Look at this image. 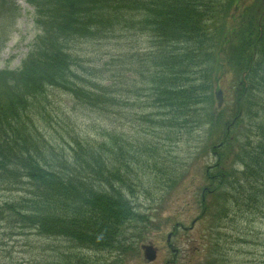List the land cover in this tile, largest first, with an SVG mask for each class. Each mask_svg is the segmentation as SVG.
<instances>
[{
	"label": "trees",
	"instance_id": "1",
	"mask_svg": "<svg viewBox=\"0 0 264 264\" xmlns=\"http://www.w3.org/2000/svg\"><path fill=\"white\" fill-rule=\"evenodd\" d=\"M211 1L26 0L41 30L20 68L0 71V180L20 196L5 203L0 215L13 227L28 229L30 235L66 242L67 251L58 247V257L44 262L37 257L35 264H82L78 250L119 252L142 237L136 230L148 218L136 211L139 206L128 194L134 195L143 183L129 161L135 154L133 147L123 142L116 129L94 139L81 137L74 126L54 129L60 122L46 111L48 91L66 95L77 109L107 116L128 108L131 98L141 94L136 84L141 76L143 84L151 83L147 98L154 109L167 110L166 115L153 116L155 123L173 126L182 117V124H194L195 116L202 117L199 107L214 101L208 87L200 92L201 78L218 82L222 77L220 68L216 74L211 68L216 36L203 26L206 15L212 14ZM16 7L14 0H0V14L12 20L18 16ZM144 34L155 40L149 52L131 45L135 49L124 59L106 56L105 77L97 75L98 66H85L72 49L79 41H121ZM258 39L256 43H261L264 35ZM260 56L252 65L259 64L262 70L264 51ZM250 64L244 62L248 74L245 83H239L240 99L244 86L251 89L227 131L239 122L250 129L241 138L238 134L233 145L237 150L233 162L241 163L244 170L239 177L219 169L224 157L218 155L217 191L224 192L218 221L229 211L226 194L238 212L264 213V76L259 77L264 71ZM144 118L151 123L152 115ZM51 129L56 135L47 133ZM165 129L173 139L174 130Z\"/></svg>",
	"mask_w": 264,
	"mask_h": 264
},
{
	"label": "rangeland",
	"instance_id": "2",
	"mask_svg": "<svg viewBox=\"0 0 264 264\" xmlns=\"http://www.w3.org/2000/svg\"><path fill=\"white\" fill-rule=\"evenodd\" d=\"M17 1L19 16L15 22L6 13L0 14V71L8 65L10 70L21 67L29 51L28 45L39 29L31 16L34 9L23 0ZM208 5L212 14L206 15L203 26L215 34L212 43L217 47L211 68L214 74L216 68H220L222 77L218 82L201 78L200 92L208 87L214 101L199 107L202 117L195 116L194 124H182V117L173 126L163 127L155 123L153 116L158 113L166 115L167 110L158 112L154 109L147 98L151 83L143 84L141 76L136 79L141 94L131 98L128 108L122 107L107 116L75 108L64 94L47 93L50 98L44 103L46 111L60 122L53 126L54 129L68 130L74 126L81 137L93 139L116 129L123 142L133 147L131 151L135 154H131L129 161L133 174L139 175L143 182L136 187L134 195L128 193L139 206L136 211L148 216L146 223L140 224L136 230L142 237L134 243L128 242L130 246L118 249L119 252L78 250L82 264H264V213L254 214L248 209L238 212L229 198L231 196L225 193L229 196L225 203L229 211L223 220L218 221L216 217L224 207V192L217 191L220 183L216 175L218 155L221 153L224 157L223 167L219 169L230 170L239 177L244 170L241 163L233 162L237 156L233 145L238 134L241 138L245 130L249 132L250 129L246 128V122H239L230 128L229 133L227 131L235 115L241 112L242 99L251 89L244 86L245 92L240 99L239 83H245L248 74L244 62L249 61L250 68L257 66L260 70L259 64H252L258 63L261 56H257L264 51V40L256 43L258 37L264 35L260 27V24L264 27V0H212ZM154 42L144 34L129 40L122 37L121 41H79L72 49L85 66H98L97 75L105 77L106 56L124 59L135 49L133 45L149 52ZM138 66L135 70L140 74L141 66ZM207 83L212 86H204ZM219 91L223 92L220 99L217 97ZM219 100L223 102L221 106ZM148 115H152L151 123L145 121L144 116ZM179 115L185 116L183 112ZM37 121L39 125L43 123L38 117ZM165 128L174 130L173 139L165 135L168 131ZM54 129L47 133L56 135ZM19 197L16 190H11L0 180V209ZM3 218L0 215V264H35L37 257L42 262L58 257V247L66 250L63 239L30 235L28 229L13 227ZM148 247L158 253L157 260L152 263L145 257L144 250Z\"/></svg>",
	"mask_w": 264,
	"mask_h": 264
},
{
	"label": "water",
	"instance_id": "3",
	"mask_svg": "<svg viewBox=\"0 0 264 264\" xmlns=\"http://www.w3.org/2000/svg\"><path fill=\"white\" fill-rule=\"evenodd\" d=\"M147 261L153 262L156 259V251L152 247H148L144 250Z\"/></svg>",
	"mask_w": 264,
	"mask_h": 264
}]
</instances>
